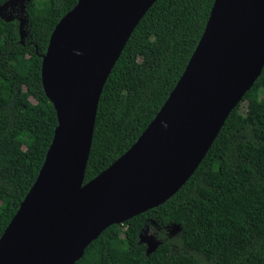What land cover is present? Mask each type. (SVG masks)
Masks as SVG:
<instances>
[{
    "label": "trees",
    "instance_id": "obj_1",
    "mask_svg": "<svg viewBox=\"0 0 264 264\" xmlns=\"http://www.w3.org/2000/svg\"><path fill=\"white\" fill-rule=\"evenodd\" d=\"M215 1L158 0L142 19L100 96L85 184L129 152L156 119ZM78 2L27 0L23 38L18 18L0 17V240L54 140L58 118L42 63L56 27ZM149 225L164 233L154 235L152 253L142 242ZM77 264H264V70L187 184L165 204L107 229Z\"/></svg>",
    "mask_w": 264,
    "mask_h": 264
},
{
    "label": "water",
    "instance_id": "obj_2",
    "mask_svg": "<svg viewBox=\"0 0 264 264\" xmlns=\"http://www.w3.org/2000/svg\"><path fill=\"white\" fill-rule=\"evenodd\" d=\"M20 1L0 7V17ZM157 2L79 0L56 27L42 83L58 127L35 185L0 240V264H77L107 229L165 204L197 171L262 75L264 0H216L156 119L129 152L85 184L100 96ZM20 22L23 38L26 19Z\"/></svg>",
    "mask_w": 264,
    "mask_h": 264
},
{
    "label": "rangeland",
    "instance_id": "obj_3",
    "mask_svg": "<svg viewBox=\"0 0 264 264\" xmlns=\"http://www.w3.org/2000/svg\"><path fill=\"white\" fill-rule=\"evenodd\" d=\"M27 0H21L20 2H18L14 7H7V9H5L4 12H2V17L5 18H12V17H16L20 20H24L25 18V14L22 13V7L25 6ZM246 107V104L243 105V107ZM242 107V110H243ZM149 230H147L145 232V234L143 235V241L146 244L148 251H152L156 248V246L159 244L157 238L155 236H149L148 235Z\"/></svg>",
    "mask_w": 264,
    "mask_h": 264
},
{
    "label": "clouds",
    "instance_id": "obj_4",
    "mask_svg": "<svg viewBox=\"0 0 264 264\" xmlns=\"http://www.w3.org/2000/svg\"><path fill=\"white\" fill-rule=\"evenodd\" d=\"M78 54H79V53H78ZM162 127H163L164 129H167V128H168V124L165 123V122H162ZM148 227H150V231L148 232V235H149L150 237L155 235L158 239H161V238H162V236H163L164 233L159 232V231L157 230V228L154 227V226H150V225H149Z\"/></svg>",
    "mask_w": 264,
    "mask_h": 264
}]
</instances>
